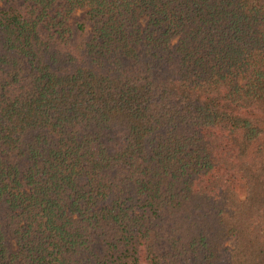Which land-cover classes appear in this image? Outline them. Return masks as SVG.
Wrapping results in <instances>:
<instances>
[{
  "label": "trees",
  "instance_id": "16d2710c",
  "mask_svg": "<svg viewBox=\"0 0 264 264\" xmlns=\"http://www.w3.org/2000/svg\"><path fill=\"white\" fill-rule=\"evenodd\" d=\"M0 264H264V0H0Z\"/></svg>",
  "mask_w": 264,
  "mask_h": 264
},
{
  "label": "rangeland",
  "instance_id": "374dc122",
  "mask_svg": "<svg viewBox=\"0 0 264 264\" xmlns=\"http://www.w3.org/2000/svg\"><path fill=\"white\" fill-rule=\"evenodd\" d=\"M229 245H232V242L230 241V240H228V242H227Z\"/></svg>",
  "mask_w": 264,
  "mask_h": 264
}]
</instances>
